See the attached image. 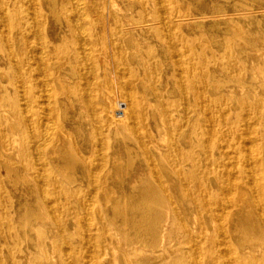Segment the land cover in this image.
I'll return each mask as SVG.
<instances>
[{"label": "bare ground", "instance_id": "bare-ground-1", "mask_svg": "<svg viewBox=\"0 0 264 264\" xmlns=\"http://www.w3.org/2000/svg\"><path fill=\"white\" fill-rule=\"evenodd\" d=\"M202 258L264 264V0H0V264Z\"/></svg>", "mask_w": 264, "mask_h": 264}, {"label": "rangeland", "instance_id": "rangeland-1", "mask_svg": "<svg viewBox=\"0 0 264 264\" xmlns=\"http://www.w3.org/2000/svg\"><path fill=\"white\" fill-rule=\"evenodd\" d=\"M191 10H192L191 11V17H190L191 21L193 22L194 28L195 27H199V29H200L199 32L205 33L204 31L208 30L209 25H210V19H211L210 16L211 15L218 18V25H219L220 30L222 31L224 29V27H225L224 24L225 23H224V19L221 18L223 13L220 11V9H216L213 14H211V10H208L207 11V15L205 17H201V15L199 16L198 14H196V12L193 9H191ZM204 41L207 42L208 39H205ZM226 84L230 85V86L233 85L232 83H226ZM149 131H150L152 136L156 137L157 131H156V128L153 126V124L151 122L149 124ZM74 141H76V139H74ZM163 152H166V150L164 149ZM117 153L119 154V158H118V161H117V170L113 174L116 184L127 180L130 176H133V173L135 171L142 170V165H143V163L140 161L141 155H142L140 150L137 151V154L139 156L138 159L132 160V164L131 165H129L126 157H124V155L122 154L121 151H117ZM200 153L201 152L196 151L197 155H199ZM170 174H171L170 178L173 179L174 178L173 172L170 173ZM142 178H144V177H142ZM178 203H179V207L181 206V210L180 211H182V219H183V222H184V226L189 227L190 226V221H188V219L186 217L187 212H188L187 200L186 199H179ZM106 210H107V212L110 211L108 207H106ZM95 212H96V214L97 213H99V214L103 213V211L100 210L99 204H97V209H96ZM93 217L95 218V222H96V219H97L96 215L93 214ZM202 227L204 229H207V224H206L205 221H204ZM183 236H184V232L181 231L180 234H178V237H179L180 241L183 239ZM113 260H114V258H113ZM201 264H207V262L205 261L204 258L201 259Z\"/></svg>", "mask_w": 264, "mask_h": 264}]
</instances>
